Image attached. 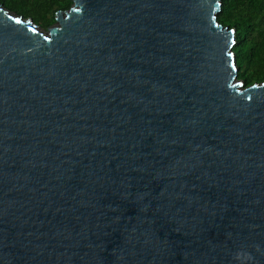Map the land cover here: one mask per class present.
Returning <instances> with one entry per match:
<instances>
[{"label":"water","instance_id":"95a60500","mask_svg":"<svg viewBox=\"0 0 264 264\" xmlns=\"http://www.w3.org/2000/svg\"><path fill=\"white\" fill-rule=\"evenodd\" d=\"M222 0L0 2V264H264V80Z\"/></svg>","mask_w":264,"mask_h":264},{"label":"trees","instance_id":"16d2710c","mask_svg":"<svg viewBox=\"0 0 264 264\" xmlns=\"http://www.w3.org/2000/svg\"><path fill=\"white\" fill-rule=\"evenodd\" d=\"M7 8L31 17L46 28L59 10L72 0H0ZM220 23L235 30L233 50L239 67L238 77L246 84L264 80V0H222L217 15Z\"/></svg>","mask_w":264,"mask_h":264},{"label":"rangeland","instance_id":"374dc122","mask_svg":"<svg viewBox=\"0 0 264 264\" xmlns=\"http://www.w3.org/2000/svg\"><path fill=\"white\" fill-rule=\"evenodd\" d=\"M54 23V22H53Z\"/></svg>","mask_w":264,"mask_h":264}]
</instances>
